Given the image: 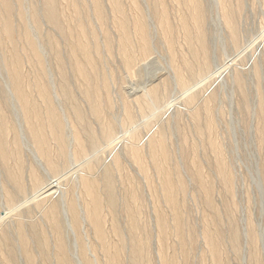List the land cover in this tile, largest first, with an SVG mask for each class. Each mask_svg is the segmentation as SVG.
Wrapping results in <instances>:
<instances>
[{
	"label": "rangeland",
	"instance_id": "1",
	"mask_svg": "<svg viewBox=\"0 0 264 264\" xmlns=\"http://www.w3.org/2000/svg\"><path fill=\"white\" fill-rule=\"evenodd\" d=\"M190 1L52 0L54 24L47 0H11L7 38L0 0V264H63L40 201L56 206L74 264H253L252 249L264 264V0H197L204 45ZM15 53L27 99L44 112L50 96L63 155L52 139L49 159L32 144ZM85 179L101 198V239Z\"/></svg>",
	"mask_w": 264,
	"mask_h": 264
},
{
	"label": "bare ground",
	"instance_id": "2",
	"mask_svg": "<svg viewBox=\"0 0 264 264\" xmlns=\"http://www.w3.org/2000/svg\"><path fill=\"white\" fill-rule=\"evenodd\" d=\"M113 1L115 3H117V0H113ZM2 2H3L4 7H5V19H6V21H5V25L3 24L4 27H3L1 33H3V30H4L5 31L4 33L6 34L7 38H9V36L13 33V22H12L10 16H11V14H13L14 10L12 7L11 0H2ZM190 3H191V7H192V12L195 13L196 16H198L197 28L199 29L200 43H201V45H202V43L204 45V33H202V22H201V16H200L201 15V8H200L197 0H191ZM53 6L55 7L52 0H47V2H46L47 16L46 17H47L49 22L56 24L55 17L53 14L54 13ZM97 10L100 13L99 19L103 20L102 14L100 12V7L98 4H97ZM138 33L142 39V51H143V54L145 55L149 51H148V47L146 45L147 44L146 43L147 42V39H146L147 33L144 30L142 25H138ZM30 47H31L32 53L34 55L33 56L34 60L36 62H38L39 64L43 63L42 54L33 41L30 44ZM20 62H21V59L15 53L12 57V63H11V69H10V78H11L12 87H13V90H14L16 96L21 99L20 101L23 103L22 105H23L24 109L29 108L30 115L33 119V121H31L32 123L29 124L30 125V127H29L30 139L32 141V144L36 148V151L38 150L41 153L40 155H43L44 158L49 159L51 156H50V153L47 151L46 147L49 145V141L52 139V140H54L52 142H55L58 144V148H59L58 152H60V155H63V154H65L67 143L63 137L62 123H61V121L57 120L58 114L56 113V110L54 109V107L52 105V102L50 100V96L48 93L45 94V91H43L44 104H45V111L44 112L39 111V106L35 105V101H29V99H27V94L23 93L22 83H24V80H23V75L21 74V71L19 69ZM64 92H65V96L68 99L69 95H68L66 89H64ZM0 120H1V117H0ZM3 128H4V121H2V122L0 121V129L2 131H3ZM0 134H1V131H0ZM112 141H110V143ZM15 149L16 150L19 149L17 141H15ZM0 152H1V158H2V160H4L5 159V156H4L5 152L2 148V146H0ZM78 156H79V154H78ZM47 163H49V161H47ZM49 164H50V167H53V168L55 167V164L52 163L51 161ZM56 170H58V169L56 168ZM52 171L54 172V170H52ZM55 174H56V172H55ZM107 175L109 176V173L106 172V176ZM67 180H69V177ZM68 185H70V184H68ZM82 187H84L86 189V190H84V193H85V191H87V194L90 198V203H89V205H87V209H86V215H87L86 221L89 223L90 226H92L94 236L97 239H101L103 236V233H104V223H103V219H102V215H101V213H102L101 212V198L97 195V193L94 189L95 188L94 184L92 182L87 181L85 179ZM38 192H39L38 196H43L41 190H39ZM39 203H38V207L41 209V211L47 212V216L51 215V227L53 228V231L55 232V234L57 236L58 253L60 255L61 262L63 264H74L75 262H73L72 259L70 261L67 258V256H69L71 258V254H70L69 246L67 244V240L65 237L66 234H64V236H63L62 226L60 224L61 222L57 217L56 206L55 205H49L48 208H45V205H43L41 203L39 204ZM108 204H109L110 209L113 210L114 209V201L112 202L111 198H110V201L108 202ZM68 210H69L70 218H71L70 219L71 225H69V226H70L71 231L73 232V235L77 241L76 244L78 246V253L82 258H85V256L88 253V249L86 248L87 246L83 241L84 240L83 235H81V234H83V232L81 231V234H78V231L81 230L80 229V219H82V218L80 217L79 208L76 205V202L74 200L69 201ZM114 233H115V231H114ZM261 258H262L263 263H264V248H262V247H261ZM251 260H252L253 264H261L257 253L255 251H253V249L251 252Z\"/></svg>",
	"mask_w": 264,
	"mask_h": 264
}]
</instances>
